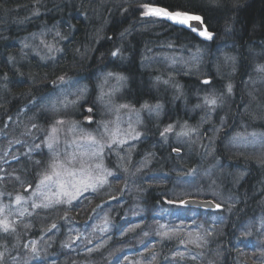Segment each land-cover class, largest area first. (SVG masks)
Instances as JSON below:
<instances>
[{"label":"trees","instance_id":"obj_1","mask_svg":"<svg viewBox=\"0 0 264 264\" xmlns=\"http://www.w3.org/2000/svg\"><path fill=\"white\" fill-rule=\"evenodd\" d=\"M144 3L197 14L213 39L141 14ZM41 29L55 46L46 57L21 48L24 36ZM258 65L264 0H0V88L8 89L0 93L1 204L27 193L48 167L43 138L52 121L63 113L81 121L84 105L97 107L102 74L119 73L122 101L162 105L159 116L146 114L137 125L138 138L105 144L101 185L14 214V230L0 229V264H264ZM61 77L87 90L71 110L49 107ZM213 95L216 106L204 102ZM178 120L196 131L174 150L157 145L161 124ZM250 139V147L237 146ZM192 197L221 207L168 203Z\"/></svg>","mask_w":264,"mask_h":264},{"label":"rangeland","instance_id":"obj_2","mask_svg":"<svg viewBox=\"0 0 264 264\" xmlns=\"http://www.w3.org/2000/svg\"><path fill=\"white\" fill-rule=\"evenodd\" d=\"M142 5L141 14H143L144 11ZM151 5L159 7L154 4ZM195 15L198 16L197 14ZM167 20L174 23L169 19ZM175 24L181 25L179 23ZM189 28L192 29L194 27ZM47 32L48 29H41L38 32L35 31L32 34L24 36L23 41L25 42L24 44H21V48L26 49L27 51H33V53L44 55L43 57L52 55L53 51H55V46L52 41L45 36ZM194 32L199 34L198 30ZM38 56L40 57V55ZM118 74L119 73L111 72L104 73L100 76V80L96 86L97 95L95 100L97 102V107L94 109L92 106L84 105L83 108L88 114H84L81 121L77 120L75 116L67 113H63L66 116H61L52 121L47 129L46 136H44L46 138H43V146L46 147L51 154V161L48 167L37 179V182L29 188V191L28 189L26 190L27 193L21 191L15 192L13 195L10 194L11 199L6 205L0 203V207L4 208V212L2 213L3 218L7 217L8 221L11 222V218L14 214L24 213L28 211L29 208H36L33 207L34 204L38 205L37 207L42 208L44 207L42 205L45 203L50 206L53 205V202H68L69 199H73L71 198L72 196H77L76 188L79 189L78 195H82L86 190L95 189L97 186L101 185L100 183L103 182L104 178H106L105 175L108 173V167L104 165L102 156L104 148L106 147L105 144H112L113 146L116 143L118 147L119 143L124 142L125 140L138 138L141 132L137 125L139 126L144 122L143 119L146 114L150 118L160 115V108L162 105L159 103L151 104L149 102H144L141 105H133L122 101L120 96L116 97L123 84V80ZM73 83L71 80L59 81V87H57L58 90L56 89L57 93L50 96V108L53 110H59L60 107L61 109L68 108L71 110L72 107L78 105L77 102L85 99L87 91L86 87L82 84ZM6 90H8L6 85H2L0 93L3 94ZM89 109H91V111H89ZM69 115L70 117H68ZM86 119L88 121H86ZM58 121H62V123H58ZM13 122L15 123V121ZM82 122H84V124H82ZM89 123H91L92 126H88L87 124ZM161 125V137L160 140H158L157 145L165 146L166 144L171 143L173 145V150L175 148V143H179L180 141L184 142L186 135L183 133L188 132L189 134L188 130L193 129L190 123L182 122L180 120H178L177 123L167 122L165 125ZM170 125L172 126V130L165 132V129ZM27 127L31 128L30 126ZM27 127L24 126L23 131H27ZM54 127L57 129L55 133L52 132ZM247 133L252 134L253 131L249 130ZM188 134L187 137L190 135ZM89 136L95 138V144L88 140ZM239 138L234 139L239 141ZM234 139H229V141L226 142L227 145L232 147L235 143ZM49 142L52 143L51 149L47 146ZM253 142L254 140L251 139L250 141L241 140V143H237V146L239 145L242 148L247 146L250 147ZM34 145L35 143H33L32 146ZM39 145L40 144H36V146ZM54 161L63 165V167L57 168L58 171H61L62 173L68 171L75 173L74 176H62V179L70 182L64 189H61L59 184L55 182H46L45 184L40 183L44 174H51L50 165H52ZM97 165H99V167H97ZM81 168L84 169L83 172L80 171ZM80 181H83L85 185L91 186L84 187L80 184ZM73 184L76 185V188H73ZM38 185L39 187H37ZM65 191L71 195H64L63 192ZM17 196L21 198L20 203L16 202ZM45 197L48 199H45ZM10 210L13 212H10ZM100 220H102L101 217ZM97 223L95 222L93 225L96 227ZM104 224L105 222L103 221L102 226L100 227L101 230L106 227L103 226Z\"/></svg>","mask_w":264,"mask_h":264},{"label":"snow or ice","instance_id":"obj_3","mask_svg":"<svg viewBox=\"0 0 264 264\" xmlns=\"http://www.w3.org/2000/svg\"><path fill=\"white\" fill-rule=\"evenodd\" d=\"M142 8H143V15L145 16H157V17H163V18H166V19H169L171 21H173L174 23H179V24H182V25H189V22L190 21H200L201 23H203L202 21V18L200 16H196V15H190L188 12L186 11H180V10H176V11H169L168 9L166 8H161V7H154L152 6L151 4H144L142 5ZM190 26V25H189ZM192 31H197L196 28H192ZM57 35H59V33H57ZM199 35L204 37L205 39H208V40H212L213 37H214V34L212 32H209L207 30V28H204L203 30H200L199 31ZM119 50L115 51L112 53L113 56H116L118 54ZM257 71H260V72H264V65H258L257 66ZM61 80H63L64 78L61 77L60 78ZM203 83L205 84H208L209 81L205 80ZM227 90L228 92L230 93L232 91V86L231 84L228 85L227 87ZM219 97H216V96H206L205 99H204V102L210 106H216L218 101H219ZM89 111H91V109H89ZM58 123H62V121H58ZM172 130V126L170 125L168 128L165 129V132H169ZM57 131V129L54 127L52 129V132L55 133ZM189 132H194L196 131L195 129H189L188 130ZM184 135H187L188 132H184L183 133ZM163 135V133H162ZM88 140L90 142H92L93 144L96 143L95 141V138L94 137H91L89 136L88 137ZM50 149L52 148V143L49 142L48 145H47ZM51 167V174H44L42 180H41V184H45L46 182H55V183H58L60 188L61 189H64L66 187V185L68 183H70L69 181H65L64 179H62V176L63 175H67V176H74L75 173L74 172H64L62 173L61 171H58L57 168L58 167H63V165H61L59 162L57 161H54L52 163V165H50ZM97 167H99V165H97ZM81 172L84 171L83 168L80 169ZM80 184L84 187H89L91 185H85L83 181H80ZM73 188H76V185L73 184L72 185ZM39 187V185L37 186ZM64 195H71L70 193L68 192H63ZM76 194L78 195L79 194V189L76 188ZM71 198H75L74 196H72ZM45 199H48L47 197H45ZM20 200L21 198L19 196H17L16 198V202L17 203H20ZM59 202V201H57ZM168 203L170 204H174V203H178L179 205H186L188 203H191L190 201H187V200H183V199H179L178 201H169ZM38 205H33V207H37ZM42 206L44 207H48V204L45 203L43 204ZM217 208H220L221 205L217 204L216 205ZM4 212V208L3 207H0V213H3ZM21 215H23V213H21ZM53 228L55 227V225L52 226ZM0 229H2L4 232H9V231H13V227H12V224L8 221L7 217L3 218V219H0ZM33 251H35V248H33ZM3 255L4 253L3 252H0V259L3 258Z\"/></svg>","mask_w":264,"mask_h":264},{"label":"water","instance_id":"obj_4","mask_svg":"<svg viewBox=\"0 0 264 264\" xmlns=\"http://www.w3.org/2000/svg\"><path fill=\"white\" fill-rule=\"evenodd\" d=\"M189 25H187V26L186 25H182V26H184V27L185 26L186 27H194L198 31L204 29V24L201 23L200 21H195V20L190 21ZM86 121H88V120L86 119ZM184 200H187V201L191 202V203L186 204V205H189V206H198V207H203V208L206 207V208H209V209L217 208L216 207L217 204L215 202H213L211 199H208V198L200 199V198L192 197V198H186Z\"/></svg>","mask_w":264,"mask_h":264}]
</instances>
